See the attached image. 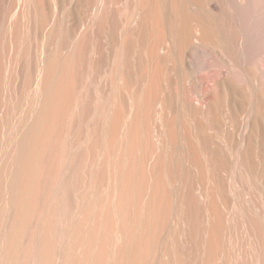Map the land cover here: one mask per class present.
<instances>
[{
	"label": "bare ground",
	"instance_id": "obj_1",
	"mask_svg": "<svg viewBox=\"0 0 264 264\" xmlns=\"http://www.w3.org/2000/svg\"><path fill=\"white\" fill-rule=\"evenodd\" d=\"M0 264H264V0H0Z\"/></svg>",
	"mask_w": 264,
	"mask_h": 264
},
{
	"label": "rangeland",
	"instance_id": "obj_2",
	"mask_svg": "<svg viewBox=\"0 0 264 264\" xmlns=\"http://www.w3.org/2000/svg\"><path fill=\"white\" fill-rule=\"evenodd\" d=\"M13 114H15V115L17 114V115H18V112H17V113H16V112L12 113L11 117L14 116ZM17 115H16V116H17ZM16 116H15V117H16ZM15 117H14V118H15Z\"/></svg>",
	"mask_w": 264,
	"mask_h": 264
}]
</instances>
